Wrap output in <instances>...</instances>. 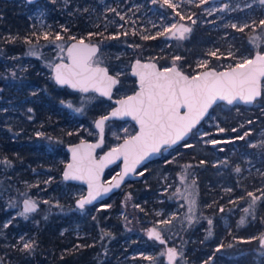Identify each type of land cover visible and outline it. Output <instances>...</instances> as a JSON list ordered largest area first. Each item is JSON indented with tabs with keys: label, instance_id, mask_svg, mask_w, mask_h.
<instances>
[{
	"label": "rangeland",
	"instance_id": "374dc122",
	"mask_svg": "<svg viewBox=\"0 0 264 264\" xmlns=\"http://www.w3.org/2000/svg\"><path fill=\"white\" fill-rule=\"evenodd\" d=\"M172 3L177 6L175 10L168 8L162 0H158L156 4H153L152 0H42L34 6L25 2L8 3L0 0L2 26L0 31L10 43L17 40L20 33L11 32L13 23L7 27L4 25L15 22L19 20L18 18L27 23L25 35L28 33L29 38H32L34 48L39 46L38 38L43 37L45 32L50 35L52 30L57 29V33L62 36L59 41L47 40V43L39 46L42 49L50 48L48 51L43 50L44 56L36 64L33 63L34 55H30V52L15 54L8 58L0 54V68L13 73L19 67L26 70L37 65L50 70L53 76L52 64L55 62L49 57L60 52L61 48L66 49L71 37H81L78 32L69 36L65 33L76 25L86 12L88 14L84 16L82 24L89 30V34H93V30L98 27H104V31L114 29L105 40L106 46L97 59L100 62L112 61L115 74L122 79L116 93L120 97L136 91L137 87L130 70L132 62L141 57L161 62L163 55L159 52H167L165 56H172L166 67L176 64L181 68L182 50L187 48L186 50L189 51L190 43L200 42L199 53L197 55L189 53L191 61L196 63L194 70L196 73L191 74L181 68L186 73L195 75L207 68L226 69L251 58L261 47L264 50V26L259 25V20L264 19V4H260L259 0H207V3L203 4L200 0H172ZM113 8L115 11L110 10ZM177 12L180 15H177ZM120 16L124 19L121 20ZM180 16H184V19ZM178 21H188L194 27V34L187 36L184 42L169 41L165 36L157 35ZM253 21L256 23H252ZM233 23L237 28L231 26ZM245 23L247 27L240 31L239 28ZM244 32L249 33L248 40ZM113 35L117 38L111 39ZM144 36H156V38L143 39ZM29 38L25 36L23 41L27 42ZM117 39L119 44L115 45ZM148 40L158 41L156 54H145L150 46L143 44ZM252 48L253 52L250 50ZM212 52H215L216 56H212ZM65 53L66 51L60 52V58L66 57ZM175 57L181 59L176 60ZM14 60L16 62L11 63ZM201 64H206V67H201ZM8 89L10 90L11 87ZM9 90L7 94L12 95ZM17 101L19 98L0 97V132H5L7 125L14 127L18 120L27 122L21 112L22 106L15 104ZM69 104L72 105L71 108L68 107ZM111 105V102L96 94L75 95L74 92H69L67 98L61 99L57 106L46 104L43 109L45 114L48 113L49 118L53 117V124L57 123L60 128L75 132L81 130L86 135L84 139H96L98 132L94 123L99 116L108 113ZM77 108H82L83 111H75L74 109ZM16 113L18 115H14ZM247 114L241 108L232 110L228 115L224 111L212 113L211 119L208 118L204 122L210 127L209 130L203 123L196 131L198 142L192 143L191 147L198 150L203 157H210L213 167L199 168L194 163L183 160L186 150L191 147L182 146L178 150H172L160 161L147 166L142 171L147 180L158 183L153 198L149 201L145 200L142 204H134L135 197L130 195V192H126L122 210L116 212L117 214L113 204L108 202L83 210L75 205V201L85 195L86 187L66 183L63 180V170L69 161V154H58V144L52 143L48 145L46 151L42 150L39 153V150L33 148L35 144L26 146L25 154L40 159L34 163L26 162V158L21 156L24 145H18V149L13 153L17 160L0 158V161L10 162L8 165L0 163V264H30L27 259L32 256L33 251L29 253L21 251L20 247L24 241L34 242L33 236L36 234L34 229H60L59 233L65 234L68 238L92 237L99 247L98 258L105 257L103 261L114 257L115 263L119 264H163L167 253L165 245L153 239L156 244H153L151 251H140L134 247L135 243L140 242L141 236L147 237L153 226L162 232L164 238L168 237L167 239L172 243L169 246L178 251L176 264H191L187 251L190 243L188 237L192 235L193 228L196 229L201 225L206 208L202 206V189L198 183L201 170H204L202 177L208 179L205 184L210 202L225 200L224 204L218 206L215 217L222 221V228L227 230L226 233L233 232L235 228L244 231V226L254 215L255 207L264 199V126L258 131L244 130L239 135L232 134L223 126L230 120L229 117L234 120L243 119ZM253 121L251 120V126L254 125ZM36 125L37 123L33 124ZM219 128H224L225 131L219 132ZM135 132L136 127L131 122H109L106 126V145L102 151L118 145ZM38 133L41 134L42 131L38 130L36 134ZM245 133L247 135L244 139H236ZM213 139L231 142L213 145L209 143ZM42 144L44 143H39L37 146ZM253 144L256 147H253ZM220 149L224 150L220 151ZM236 167L241 168L240 173L235 171ZM119 170V166H115L109 170V175L113 177L119 173ZM249 192L256 197L254 204L253 197L247 195ZM26 197L39 206L36 212L27 214V219L20 216V212L23 211V200ZM231 203L234 204L230 205ZM221 208L223 211H220ZM246 208L247 212L244 211ZM148 217L150 224L144 229L143 221ZM204 218L212 221L211 224L208 223L210 230L207 228L204 236L202 235L200 239L193 238L191 241L202 243L208 249L211 248L216 233L215 218L212 215ZM242 219L243 223L240 222ZM166 220L169 222L162 223ZM118 222H121L123 227L120 232L117 229ZM6 224L7 227L4 226ZM59 224H62L61 228ZM189 230L192 233L185 235ZM134 233L139 237L132 238L131 235ZM257 235L261 238L264 234L255 233L245 240L250 241ZM232 247H228L223 253L232 259L244 256L243 252ZM35 249L36 245H34ZM99 260L98 264H100ZM258 260L260 264L261 259ZM213 262V257L209 256L205 263L213 264ZM73 263L75 264L76 260Z\"/></svg>",
	"mask_w": 264,
	"mask_h": 264
},
{
	"label": "snow or ice",
	"instance_id": "6c2138e0",
	"mask_svg": "<svg viewBox=\"0 0 264 264\" xmlns=\"http://www.w3.org/2000/svg\"><path fill=\"white\" fill-rule=\"evenodd\" d=\"M25 2L31 4L35 0H25ZM157 2L158 0H152L153 4ZM162 2L173 10L177 7L172 3V0H162ZM200 3H207V0H200ZM259 3L264 4V0H259ZM110 10L115 11L114 8ZM176 14L180 15L179 12ZM180 18L184 19V16H180ZM120 19L123 20L124 17L120 16ZM252 23L255 24L256 22L253 21ZM259 25L264 26V19L259 20ZM231 26L237 28L235 23ZM244 27H247V23L240 27L239 30L243 31ZM190 31V28L172 24L157 35L165 36L167 33H172L177 39H183L184 33ZM89 35L94 34L90 33ZM110 38L116 39L117 36L113 35ZM150 38L155 39L156 36L143 37V39ZM43 39H49L47 32L43 34ZM61 39L62 36L57 33L55 40L59 41ZM71 39L75 42L66 49H60L61 52L66 51V57H61V62L52 64L54 81L58 85H67L83 93L91 91L111 99L112 88L118 81L108 74L106 67L99 66L100 61L96 58L99 51L98 47L85 43L82 38L77 39L73 36ZM27 42L31 43L30 40ZM29 54L36 55L35 52H30ZM211 55L216 56V53L212 52ZM175 59L179 60L181 58L175 57ZM64 60L67 62H63ZM201 67H206V64H201ZM134 74L139 77L141 91L135 96L119 100L120 107L112 112V116H131L133 120L138 122L140 126L139 132L126 139L122 145L113 148L99 162L93 158L91 151L92 148L99 145H84L82 143L72 149L73 162L66 166L63 178L65 181H82L88 185L86 197L78 198L77 200V207L81 210L85 208V205L92 204L98 197L112 190L109 187H103L99 181L101 170L109 159L117 160L122 158L124 162V170L119 174L120 178L113 185V187L118 188L124 177L129 175V173H135L137 166L142 161H145L146 158L152 154L160 153L162 149L166 151L167 147H171L183 140L206 115L211 119L209 110L213 109L214 106H219V102H226L227 105H234L241 101L245 104H252L262 94L260 81L264 79V54L257 52L253 58L245 59L242 63L229 66L226 71L209 69L191 77L184 75L176 67L165 68L160 71L155 64H142L137 61ZM12 75L15 76L16 73L13 72ZM68 107L71 108L72 105L69 104ZM181 109L184 110L183 113ZM74 110L83 111L82 108ZM28 111L31 112L32 109L29 108ZM106 119L108 117L104 116L95 124L96 128L100 129L101 138ZM218 130L219 132L225 131L224 128H219ZM232 131H236V129ZM38 135L40 134L38 133ZM245 135L247 133L236 139H244ZM229 142L231 141L217 139L209 141L213 145ZM184 146L191 147L192 145L186 144ZM252 146L256 147L255 144ZM223 150L220 149V151ZM0 163L8 165L10 162L3 160ZM235 171L240 173L241 168L236 167ZM138 175H143V172L138 173ZM247 195L253 197L254 204L256 200L254 194L249 192ZM44 203L49 202L44 201ZM35 211H37V203L26 197L23 200V211L20 212V216L27 219V214ZM220 211H223V208ZM244 211L247 212L248 209L246 208ZM168 222L166 220L162 223ZM240 222L243 223V219ZM208 223L211 224L212 221L209 220ZM4 226L7 227L8 225ZM105 235L109 234L105 233ZM148 235L149 238H154L161 244L165 243L161 233L155 228L151 229ZM261 241L262 246H264V236L261 237ZM220 247H217L216 251H220ZM20 250L25 252L34 251V242L24 241ZM167 255L169 261L172 262L176 255L175 249H169ZM144 258L151 259V257Z\"/></svg>",
	"mask_w": 264,
	"mask_h": 264
},
{
	"label": "trees",
	"instance_id": "16d2710c",
	"mask_svg": "<svg viewBox=\"0 0 264 264\" xmlns=\"http://www.w3.org/2000/svg\"><path fill=\"white\" fill-rule=\"evenodd\" d=\"M19 20H15V22H9L4 27L10 26V23H13V27L11 28V32L15 33L18 31L20 36L18 39L13 41L12 43L9 42V39L3 37V33L0 31V54L2 57L8 58L9 56L12 57L15 54H25L28 52H35L34 60L37 63L39 62L40 58L43 57L44 53L43 50L48 51L49 48L42 49L39 46L42 44L47 43V40H44L42 36H39L37 47H33L32 38H29L28 33L25 35L27 30V23L18 18ZM76 25H73L70 30H68L65 34L67 36L71 35L74 32H78L79 34H84V27L83 24L79 21ZM81 24V25H80ZM0 25V29H1ZM99 34L102 33V38L105 42L106 39L109 38V34L111 31L103 32L102 27ZM98 30V31H99ZM110 30V29H109ZM57 34V29L52 30V33L49 35L48 41L54 42L55 35ZM246 34V35H245ZM205 36V34H202ZM246 39L249 38V33L244 32ZM28 37L31 43L24 42V38ZM134 40V39H131ZM128 41V39H127ZM133 42V41H132ZM158 41H146L144 42V46L149 45L150 48L146 51L145 54H156L158 50L157 46ZM16 43V44H15ZM118 39L115 41V45H118ZM187 49V48H186ZM186 49L183 50L182 58L186 62L180 64L181 67L188 73L194 74L195 62H188L187 59H190L189 53H194L197 55L200 51V42H192L188 45L189 51ZM252 52L254 49H250ZM259 51H264L261 47ZM61 52V51H60ZM60 52L54 53L50 58V60L54 61L55 63L60 60ZM160 54V52H159ZM166 54V53H165ZM164 53L161 62V65H166L169 62L170 55L165 56ZM254 54V53H253ZM187 56V57H186ZM187 58V59H185ZM10 61V59H8ZM16 61H11V63H15ZM34 67L25 69H15L16 75L13 76L8 70L5 68H0V97L1 98H19L15 104L18 106H22V115L23 118H26L27 122L24 121H17L14 127L10 125L6 126L5 132H0V158H7L9 160H14L17 158L14 156V152L18 149V145H24L21 156L26 160L28 163H34L39 158H31L28 154H25V147H29L30 145L35 144L33 147L35 150H39V152L46 151V149L53 143L58 144L59 147L57 148L58 154L62 153V155H66V146L70 143H75L81 140H84L85 133L84 131H77L70 129H63L60 128L57 123L54 122L53 124V117H48V113H44V106L46 104H51V106H57L61 99L67 98L69 92H72L68 88L59 87L51 75V71L48 69H44L37 65H33ZM189 74V75H191ZM11 89L9 90L8 88ZM7 90L12 93V95L7 94ZM33 91L35 95H33ZM75 95L79 94L74 92ZM264 89H263V96L260 100H258L254 106H244V105H236L230 106L227 104H219L216 106L212 113L224 111L226 115H228L232 110L236 108H241L243 111H246L248 114L246 118L240 119H231L224 123V128L228 131H231L232 134L239 135L244 130L255 129L254 131L260 130L264 126ZM31 108L32 111L29 112L28 109ZM19 113V115L21 114ZM52 112V111H51ZM6 114V113H5ZM14 115H18L17 113ZM254 120V125L251 126L249 121ZM13 122V120L11 121ZM206 122V121H205ZM37 123L36 126L33 124ZM205 127L209 130L210 127L204 123ZM236 129V131H232ZM41 130L42 133L37 135L36 132ZM198 137L196 132L192 135V137L181 144L178 148L174 150H178L180 147L186 144H192L198 142ZM39 143H44L42 146H37ZM49 145V146H48ZM196 146V145H195ZM198 146V144H197ZM185 158L183 160L190 161L194 163L199 168H207L211 169L213 167L212 160L210 157H203L198 150H195L194 147L186 150ZM161 160V159H160ZM157 160L156 162L160 161ZM203 161V163H201ZM155 162V163H156ZM211 167V168H210ZM202 171V172H201ZM200 171L201 178L198 183H200V187L202 189V197L201 202L202 206H205V216L208 217L212 215L215 218V227L216 233L212 239L211 248L206 249L204 244L202 243H193L191 239H200L202 235L206 234L208 227V220H205L203 217L201 221V225L196 229L189 230L185 235L192 233L188 238H190V243H188L187 251L192 261L191 264H203L208 261L209 256L213 257L214 262L213 264H258L259 260L261 259L260 264H264V246L261 245L260 241L261 238L257 235L250 241H246L245 239L250 236L254 235L255 233L264 234V199L259 202L257 207H255L254 215L248 221V224L244 226L243 230H237L236 228L233 232L226 233L227 230L222 228V221L215 217L216 212L218 211V206L225 203V200L218 199L217 201L213 200L211 203L210 196H207L206 192V181L208 180L205 176L202 177L204 170ZM158 183L154 180H147L144 176L143 179L138 181H132L127 183L118 193L114 194L104 203H112L115 208L116 212H121L123 207V197L126 196V192H130L129 194L135 197L134 204L143 203L145 200H151L153 198V194L157 191ZM154 192V193H153ZM148 204V203H147ZM231 203L230 205H233ZM76 205V204H75ZM162 205L165 206L164 203ZM161 206V205H160ZM93 207V206H92ZM91 208V207H88ZM203 210V207L201 208ZM117 214V213H116ZM104 217V215H102ZM217 218V219H216ZM147 221V222H146ZM153 221V220H152ZM150 224L149 217L147 220L143 221L144 229L148 228ZM62 224H59L61 228ZM208 228V229H207ZM118 232L123 230L121 222H118L117 225ZM60 229L57 230H50V229H34L35 236L34 245H36V249L33 251L32 256H29L27 260H29L30 264H74L73 261L76 260L75 264H98L99 260L100 264H119L115 263L114 257L112 259H108L103 261V258H98V244H95V241L92 237H81V238H68L65 234L59 233ZM210 230V229H209ZM34 233V232H33ZM69 234V233H68ZM143 235V234H142ZM132 238L139 237L135 233L131 235ZM167 237V236H166ZM168 238V237H167ZM166 239L168 244H172L170 239ZM222 239V240H221ZM140 242L135 243L134 247L140 251H151L153 250V246L156 244V240L148 237H142L139 240ZM145 241V243H143ZM176 242V241H174ZM154 244V245H153ZM158 244V243H157ZM161 244V243H159ZM201 244V245H200ZM165 245V244H161ZM220 247V251H216L217 247ZM229 245L233 246L232 248L239 250V252H243L244 256L241 258H230L226 255L224 250H226ZM166 246V245H165ZM133 247V248H134ZM130 252V250H128ZM29 253V252H28ZM82 253V254H81ZM81 255V256H80ZM79 256L77 259H73L74 257ZM108 258V257H107ZM96 259V260H95ZM78 260V261H77ZM113 260V261H112ZM142 260V259H140ZM176 264V263H175ZM207 264V263H205Z\"/></svg>",
	"mask_w": 264,
	"mask_h": 264
},
{
	"label": "water",
	"instance_id": "95a60500",
	"mask_svg": "<svg viewBox=\"0 0 264 264\" xmlns=\"http://www.w3.org/2000/svg\"><path fill=\"white\" fill-rule=\"evenodd\" d=\"M38 1H39V0H35L34 3L38 2ZM180 25H182V26H184V27H187V28H190V29H191V27H190L188 24L181 23ZM174 31H175V30H174ZM184 34H185V33H184ZM171 36H173V35H171ZM74 42H75V41L71 42L70 45H71L72 43H74ZM85 43L90 44V45H92V46H96V47H98V49L100 50L98 44H93V43H89V42H86V41H85ZM98 52H99V51H98ZM98 52H97V54H98ZM256 53H257V52H256ZM256 53H255V54H256ZM259 53L264 54V52H261V51H259ZM255 54L253 55V57L255 56ZM253 57H251V58H253ZM137 61H139V62L142 63V64H155L156 67H157V69L160 70V71H163V70L165 69L164 67L162 68V67L159 65V63H158L157 61H155V60H147V61H143V60H141V59H135V60L133 61V63H132V67H131V76L134 77V78L136 79V82H137V89H136V91H135L134 93H131V94H129V95L122 96V97H114V94H115L116 88L119 86V84H120V82H121L120 78H119L117 75L111 73L110 70H109V68H108L107 66L99 65V66H101V67H106V68L108 69V74L111 75V76H113V78L116 79V80L118 81V83H117L115 86H113L112 91H111V99H110V100H111L112 103H113V107L108 111V113H106V114H104V115H102V116H99V117L96 119V121H95V123H94V127H95V129L97 130V132H98V137H97V139H94V140L84 139V140H81V141H78V142H75V143H70V144H68V145L66 146V151H67V153L69 154V161H68V163L66 164V166H67L69 163H72V162H73V161H72V155H73V154H72V149H73V148H76V147H78V146H80L82 143H83L84 145H99L98 147H94V148L91 149L93 158H94L97 162H99V161H102V160L104 159V157H106V156L108 155V153H109L113 148H115V147H117V146H119V145H122L126 139L131 138V136H130V137H127V138L123 139V140H122L117 146H114V147L108 148V149H106L104 152L100 153V150H101L103 147H105V145H106V126H107V124H108L109 122H111V121H125V122H131V123H133V124L135 125V127H136V132H135L133 135H135V134H137V133L139 132V127H140V126H139V124H138V122H137L136 120H133V119H132L131 116H123V117H121L120 115L112 116V112L116 111V109H118V108L120 107V104L118 103L119 100L127 99V97H129V96H135V95H137V93H139V92L141 91V89H140V81H139V77L136 76V75L134 74V72H135V65H136V62H137ZM59 62H61V61H59ZM63 62H67V61L64 60ZM171 67H176V68L178 69V71L182 72L184 75H188L189 77L193 76V75H189L188 73L184 72V71H183L178 65H176V64H175V65H172ZM167 68H170V67H167ZM209 69H215L216 71H226V70H228V68H226V69H220V70L217 69V68H207V69L203 70V71L200 72V73H203V72H205V71H207V70H209ZM53 75H54V73H53ZM195 75H196V74H195ZM55 83H56V82H55ZM56 84H57V83H56ZM57 85H58V84H57ZM58 86H59V87H62V88H68V89H70L71 91L76 92V93H83V92H80V91H78V90H76V89H73V88H71V87H69V86H67V85H64V86L58 85ZM260 88H261V92H262V94H261V96H258V97L256 98V100H255L252 104H245V103H243V102L241 101V102H237V103H235L234 105H230V106H236V105H244V106H249V107L254 106L255 103H256L258 100H260V99L262 98V96H263L264 79H261V81H260ZM89 93H95V92H91V91H90V92H88V93H83V94H84V95H87V94H89ZM95 94H97L99 97H102V98H105V99H109L108 97L100 96L99 93H95ZM219 104H226V102H219ZM215 107H216V106H214L213 109H214ZM213 109H210V110H209V115H211V112H212ZM183 111H184V110L181 109V112H182V113H183ZM104 116H107L108 119L105 120L104 130H103V134H102V138H101L100 129L96 128L95 124H96V122H97L99 119H101V118L104 117ZM207 119H208V115H206V116L204 117V119H202V120L200 121V123H199L195 128H193L192 131L189 132V133L187 134V136H185V138H184L183 140L179 141L177 144L172 145L171 147H167V146H166V147H167V150H166V151H165L164 149H162L160 153L152 154L151 156H149L148 158H146L145 161H142L141 164H139V165L137 166V168H136V172H135V173H129V175L125 176L124 179H123V182L120 184V186H119L118 188L113 187V185L116 183V180H118V179L120 178V177H119V174H120L121 172H123V170H124V162H123V159H122V158L117 159V160H111V159H109V161H106L104 167H103L102 170H101L100 177H99V181H100V184H101L103 187H109V188H111L112 190H111L110 192H108L107 194H104V195H102L101 197H98L97 200L93 201L92 204H90V205H85V208H86V207H92V206H95V205H97V204H101V203L107 201V200H108L110 197H112L114 194L118 193V192H119V191H120V190H121V189H122V188H123L128 182H131V181H138V180L143 179V178H144V175H138V173H140V171H141L143 168H145L147 165H149V164H151V163H153V162L159 160L160 158L163 157L164 154H165V155L168 154V153L171 152L172 150L178 148V147H179L181 144H183L184 142L188 141V140L192 137V135L197 131V129H198V128H199V127H200V126H201V125L207 120ZM133 135H132V136H133ZM117 165H119V167H120L119 173H117V174H116V175H115L110 181H106L105 179H106V176H107V171L110 170V169H112V168H114V167L117 166ZM66 166H65V168H64V170H63V173H64V171L66 170ZM63 180H64V178H63ZM64 181H65V180H64ZM65 182H66V183H73V184L84 185V186L86 187V193H85V195H84L83 197H86V195H87V191H88V185H87V184L83 183L82 181H76V180H70V181H65ZM110 182H111V183H110ZM81 198H82V197H81ZM77 200H78V199H77ZM77 200L75 201L76 206H77ZM38 207H39V206L37 205V209H38ZM85 208H84V209H85ZM35 212H36V211H35ZM153 228H155L157 231H159V232L161 233L162 238L165 240V243H164V244H165L166 247H167V252H168L169 249H174V248H172L171 246H169L168 242H167L166 239L163 237L162 232H161L157 227L153 226V227L150 228V230L153 229ZM263 236H264V235H263ZM148 237H149V235H148ZM151 239H154V238H151ZM154 240H155V239H154ZM156 241H157V240H156ZM157 242L160 243L159 241H157ZM260 243H261V245H262V241H260ZM175 251H176V255H175V257L173 258V261H172V262L169 261V259H168V255H167V253H166V256H165V259H164V263H163V264H175V263H176V259H177V257H178V251H177L176 249H175Z\"/></svg>",
	"mask_w": 264,
	"mask_h": 264
},
{
	"label": "flooded vegetation",
	"instance_id": "af4514ba",
	"mask_svg": "<svg viewBox=\"0 0 264 264\" xmlns=\"http://www.w3.org/2000/svg\"><path fill=\"white\" fill-rule=\"evenodd\" d=\"M4 2H8V3H16V2H25V0H3ZM42 0H39L38 2H36V3H31V4H29V3H26V4H28V5H30V6H34V5H36V4H38L39 2H41ZM84 5V4H83ZM86 14H88L87 12L86 13H84L82 16H81V19L79 20V22H83V20L85 19V17H86ZM85 16V17H84ZM181 23H185V24H188L190 27H191V31L190 32H187V33H185L184 34V38L183 39H177L175 36H171L172 35V33H168L167 35H165V38H167L169 41H180V42H184L186 39H187V36H189V35H191V34H194V27L192 26V25H190V23L188 22V21H178L176 24L177 25H180ZM81 25V24H80ZM83 27H84V34H80L81 35V37H76L77 39H84L86 42H89V43H93V44H98L99 45V48H100V50H99V52H98V54H97V56H96V58L98 57V56H100V54H101V52H102V50H103V47L104 46H106V43L104 42V40H103V38H102V33L101 34H99L100 33V31L101 30H99V29H101V27H98V28H96V29H94L93 31H94V35H89V30L85 27V25H83ZM99 30V31H98ZM102 31L103 32H107V31H111V34H112V32H114V29L113 28H110V30L108 29L107 31H104V27H102ZM178 34V33H177ZM66 38V37H65ZM67 39H69V37L67 38ZM71 41H70V43L71 42H73L74 40H72V39H70ZM193 42H196V41H193ZM70 43L68 44V46L70 45ZM67 46V47H68ZM181 52V51H180ZM256 52H259V50L258 51H256ZM255 52V53H256ZM261 52H264V51H261ZM161 53H167V52H160V54ZM182 53H183V50H182ZM181 53V54H182ZM254 53V54H255ZM66 54V53H65ZM253 54V55H254ZM253 55H252V57H253ZM181 57H182V55H181ZM139 59H141V60H143V61H147V60H151V59H147V58H143L142 59V57L141 58H139ZM192 59H187V61L188 62H192L191 61ZM59 61H61V60H59ZM59 61H57V62H59ZM56 62V63H57ZM111 62L112 61H110V62H108V61H106V62H100V64L99 65H104V66H107L108 68H109V70H110V72L111 73H113V74H115V72H114V70H113V68H112V64H111ZM184 62H186L185 60L183 61H181V64L182 63H184ZM133 63V62H132ZM159 63V62H158ZM159 65L163 68H167L166 67V65H161L160 63H159ZM132 67V66H131ZM171 67V66H170ZM182 69H183V67H181ZM185 72V71H184ZM130 74H131V70H130ZM116 75V74H115ZM54 76V75H53ZM132 77V76H131ZM120 78V80H121V82H120V84H119V86L116 88V91H115V94H114V97H120V96H118L116 93H117V89L120 87V85H121V83H122V79H121V77H119ZM133 78V80L135 81V85H136V87H137V82H136V79L134 78V77H132ZM135 92V91H134ZM133 93V92H132ZM89 94H95V93H89ZM97 95V94H96ZM98 96V95H97ZM122 97V96H121ZM100 98H102V97H100ZM102 99H105V98H102ZM105 100H107V101H109V102H111V108L113 107V103H112V101L110 100V99H105ZM111 122H116V121H111ZM119 122H125V121H119ZM132 136V135H131ZM130 137V136H129ZM97 139V138H96ZM106 139H107V137H106ZM89 140H94V139H89ZM117 146V145H116ZM112 147H114V146H112ZM104 148V147H103ZM102 148V149H103ZM109 148H111V147H109ZM102 149L100 150V153H102V152H104L106 149H108V148H105L103 151H102ZM164 156H165V154L163 155V157L162 158H164ZM162 158H160V159H162ZM159 159V160H160ZM156 162V161H155ZM155 162H153V163H155ZM153 163H151V164H153ZM151 164H149V165H151ZM149 165H147V166H149ZM117 166H119V165H117ZM146 166V167H147ZM145 167V168H146ZM145 168H143L140 172H142V171H144V169ZM119 169H120V167H119ZM111 170V169H110ZM109 170L107 171V176H106V178H108V179H111V178H113V177H111L110 175H109ZM145 176V175H144ZM132 182V181H131ZM129 183V182H128ZM87 208V207H86Z\"/></svg>",
	"mask_w": 264,
	"mask_h": 264
}]
</instances>
